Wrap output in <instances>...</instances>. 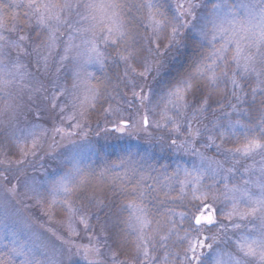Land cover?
I'll use <instances>...</instances> for the list:
<instances>
[{
	"label": "snow or ice",
	"instance_id": "snow-or-ice-1",
	"mask_svg": "<svg viewBox=\"0 0 264 264\" xmlns=\"http://www.w3.org/2000/svg\"><path fill=\"white\" fill-rule=\"evenodd\" d=\"M4 7L23 8L25 19L35 16L36 35L44 34L37 46L43 44L47 53L41 57L45 68L50 57L57 73L70 68L71 89L57 77L49 90L34 74L28 97L37 120L50 114L51 139L59 135L72 146L58 161L64 170L58 179L23 181V194L37 201L38 210L41 200L50 210L58 208L69 235L94 233L92 221L99 222L100 215L76 202L87 201L107 215L103 202L87 195L90 188L104 186L120 198L115 215L123 227L116 238L107 222L100 224L103 242L130 246L132 264H264V0H176L174 5L167 0H12L0 10ZM10 20L15 16L0 15V128L9 130L17 145L30 141L35 150L45 130L16 126L13 102L19 89L16 95L10 89L23 86L29 73L8 51L32 37L11 39L5 33L18 29ZM141 28L151 32L148 43L155 47L143 46ZM185 52L186 68L174 72L166 58ZM85 65L116 72L102 78L88 73L85 79ZM220 92L224 99L214 97ZM97 108L112 131L131 127L129 135L144 132L167 142L172 152L191 158V167L179 161L175 167H145L131 155L102 171L85 166L89 145L73 138L89 127ZM28 154L21 149L16 171L25 170ZM20 187L17 178L15 186L4 188L5 211L10 200L20 202ZM50 235L53 240L34 234L28 251L21 246L11 252L24 257L20 264H64L65 255L101 264L99 234L86 246L55 231ZM111 262L123 264L115 252ZM0 264L14 261L0 257Z\"/></svg>",
	"mask_w": 264,
	"mask_h": 264
},
{
	"label": "rangeland",
	"instance_id": "rangeland-1",
	"mask_svg": "<svg viewBox=\"0 0 264 264\" xmlns=\"http://www.w3.org/2000/svg\"><path fill=\"white\" fill-rule=\"evenodd\" d=\"M23 2L26 3L27 0H23ZM161 2H164V0H161ZM175 2L176 0H167V3L171 5H174ZM7 3L11 4L12 0H7ZM12 12L14 15L19 16V18L15 19L13 23H15L16 26L17 24H20L23 31H19L20 28L17 26L18 31L5 34L13 40H15L19 35H29L32 37L29 41L21 42L23 45L22 48L8 49L10 53V60H18V62L24 66L23 70L29 73L23 86L16 85L10 89L14 95L17 94V89H19L18 99L13 102L16 105L18 112V122L16 126L24 127L26 125L31 126L32 124H36L45 130V134L38 141L39 147L33 150L31 148L30 141L27 144L21 143L20 145H17L16 142L6 134L9 130L0 128V197H3L4 195V188L15 186L17 184V178H19L21 185L20 192L18 194L20 202L17 203L15 200H10L7 211H5L3 200L0 199V253L3 249L2 242L4 240H9L12 243L10 244V248L25 246V251H28V249L33 246L32 241L34 239V234L35 236H39L42 240H53L51 236L42 233H45L46 230L50 232L55 231L62 236L71 239L75 243L80 240H85L87 245L89 243L90 236L99 234L102 241L98 245L101 249V260L104 259L106 264H112L111 256L115 252L117 254V258L123 261V264H132L133 254L130 246L118 248L113 244L115 243L113 239H108L107 243L103 242L104 233L100 230V224L104 223L102 213L99 212L97 208L89 205L87 201L81 203L77 200L76 207L81 208L85 212L100 215V221H92V225L95 229L94 233L80 230V235L76 236L75 233L69 235L66 229V217L59 212L58 208L50 210L41 200V208L38 210L37 201L35 199H29L23 194V181L25 179L35 178V180L40 184H47L48 181L58 179L64 171L59 166L58 161L62 158V155L67 153L72 147L68 144L67 140H61L59 135L56 137L55 141L51 139L52 121L50 114H45L39 120L35 118V107L28 99L31 92V85L35 83L33 75L35 74L39 76L40 79H42L44 83L49 86V90H51L50 82L56 80L57 77H59L60 82L65 84L69 89H71L72 81L69 78L70 68L65 67L57 73L54 61L51 57L48 61V67L45 68L43 66V60L41 57L47 55V53L43 44L37 46V41L43 40L44 34L41 30L40 36L36 35L39 26L36 22L35 16H30L27 19L23 18V8L13 7ZM0 15H2V13H0ZM18 21L19 23H17ZM139 31L143 37V46L145 48L155 47L154 44L150 45L148 43V41L152 38L151 32H145L142 28L139 29ZM162 43L166 44L167 41H162ZM25 48L27 51L24 50ZM163 50L164 49L161 48V51ZM53 55H55V53ZM145 55H148V53L146 52ZM151 58L152 57L149 56V59ZM38 60H40L39 72H37ZM168 61H170L172 65L173 59L171 61L170 57H168L166 58V62ZM185 68L181 67L178 70L183 71ZM120 71H122V69H120ZM115 72L116 69L111 66L101 69L96 65H85L82 70V76L86 79L87 74L91 73L94 78H102L104 76L114 77ZM91 82L94 83L95 80L93 79ZM149 82L151 83V81ZM121 89H123L122 85ZM214 97L216 99L225 98L223 92L214 94ZM56 123L61 124L59 120H57ZM87 123L89 127L85 128L84 133L78 132V135L73 139H75L77 143L83 142L89 145V149L83 157V164L96 171H101L97 169V167H102L103 170L105 167H112L116 163H119L121 159H125L129 155L141 164H144L145 167L150 164V161H155V165L158 168L164 164H171L175 167L178 161L182 166L191 167L190 157L174 153L166 146L162 148L161 144L164 142H159L154 137L147 136L144 132H136L133 135H129V132H133L131 127L122 133L112 131V125L107 123L99 108H97L95 114L91 116ZM63 126L66 127V125ZM105 129L108 130L105 131ZM72 131L78 130L72 129ZM152 131L155 136L160 135V132H157L155 129H152ZM84 134L87 136L86 141H82V135ZM92 136H94V139L90 140ZM157 143L159 144L155 149L156 157H154L152 149ZM151 145L154 146L151 148ZM21 149L29 153L27 157H24L26 160V168L23 172L16 171L18 161L22 158L20 155ZM32 151H35V155L32 154ZM168 151L169 153L167 154ZM49 153H52V155H49ZM207 154L213 156V158H220L214 155V150H208ZM241 163H251V160L247 162L241 161ZM114 171L122 173L123 170L117 168L114 169ZM5 177H7L8 181H11V185L7 183ZM87 195L95 200L102 201L106 206L105 212H107V214L113 211V214H109L111 217L109 218V222H107V224L109 231L113 233L116 238H119L121 234L116 231L117 229H114V225L119 224L118 217L115 215V210L121 203L119 196L113 194L108 187L104 186L90 188ZM17 210H22L24 212H20L18 215ZM53 212L55 215L52 214ZM113 218H115V222H113ZM18 242H22V244ZM93 243H95V241H93ZM19 257L20 256H15L13 260L17 261V258Z\"/></svg>",
	"mask_w": 264,
	"mask_h": 264
},
{
	"label": "trees",
	"instance_id": "trees-1",
	"mask_svg": "<svg viewBox=\"0 0 264 264\" xmlns=\"http://www.w3.org/2000/svg\"><path fill=\"white\" fill-rule=\"evenodd\" d=\"M6 5H9L7 3V0H0V6H6ZM0 13H2V15H14V13L12 12V9L9 10L7 7H4L2 10H0ZM14 16H15V19L19 18V16H16V15H14ZM14 21L10 20V21H8V23H13ZM17 23H19V21ZM17 26H18V28H21L20 24H17ZM35 41H36V39H35ZM173 55H175V53H173ZM187 55H188V53L185 52L184 56H177V58L175 60H173V63L171 65V67L173 68L174 72H175V70H178L181 67H184L185 68L187 66ZM169 57H170V59L172 61V57L171 56H169ZM245 87L247 88L248 85L246 84ZM92 139H94V136H92L90 138V140H92ZM158 144L159 143L155 144V146L154 145H151V148L154 146L153 149H152V154L154 155V157H156L155 149L158 146ZM163 144H164V146L167 147V142H164ZM96 146H98V145H96ZM168 153H169V151L167 152V154ZM150 164L153 165L154 167L158 168L155 165V161H150ZM97 169H99L101 171L103 170L102 167H97ZM20 212H24V211H22V210H19L18 211L17 210L18 215H19ZM109 214H113V211H111L107 215H103V213H102V217H103V222L104 223L105 222H109V218L111 217V215H109ZM106 217H107V219H106ZM113 222H115V218H113ZM122 227L123 226L120 223L114 225V229H117L116 231L118 233H120V234H121L120 229ZM42 233L51 236L50 235L51 232L48 231V230H46L45 233L44 232H42ZM2 243H3V249H2V251L0 253V257H3L5 259H12L13 260V258H15V256L11 252L12 248H10V246H11L10 244H12V243L9 240L8 241L4 240ZM18 243H21L22 244V242H18ZM56 243L59 244V241H56ZM76 243L77 244H80V245H85V246L87 245V242L85 240H80V241H78ZM113 244L115 246H117L116 243H113ZM19 258H17V261H14L13 260L14 261V264H20V261L23 260L24 257L20 256ZM63 259H64V264H84V262L81 259H79L78 257H76V256H72L71 259H69L67 257V255H65V257ZM101 264H106L104 259L101 260Z\"/></svg>",
	"mask_w": 264,
	"mask_h": 264
}]
</instances>
